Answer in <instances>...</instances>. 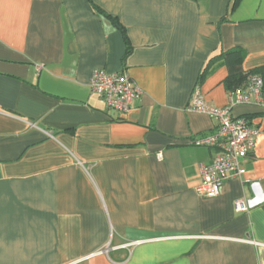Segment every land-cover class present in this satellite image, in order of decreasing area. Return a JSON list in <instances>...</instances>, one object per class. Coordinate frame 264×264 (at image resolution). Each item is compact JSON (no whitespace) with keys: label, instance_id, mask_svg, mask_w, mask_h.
<instances>
[{"label":"crops","instance_id":"crops-1","mask_svg":"<svg viewBox=\"0 0 264 264\" xmlns=\"http://www.w3.org/2000/svg\"><path fill=\"white\" fill-rule=\"evenodd\" d=\"M240 57L264 71V0H0V264H264L262 108L233 109L258 130L246 173L195 191L218 120L192 92L226 106ZM96 69L142 90L127 113Z\"/></svg>","mask_w":264,"mask_h":264},{"label":"built area","instance_id":"built-area-1","mask_svg":"<svg viewBox=\"0 0 264 264\" xmlns=\"http://www.w3.org/2000/svg\"><path fill=\"white\" fill-rule=\"evenodd\" d=\"M89 87L93 93L104 99L109 108L119 113H127L142 94V90L125 71L108 72L104 69H96L92 72ZM239 104L255 105L264 110L262 74H250L244 86L229 90L228 103L224 107H216L208 103L199 86H196L192 92L187 109L207 114L218 120L216 131L196 136L191 140L195 146L215 149L212 162L201 165L202 178L195 191L202 196H218L228 179L242 177L246 173L245 161L254 150L258 130L245 117L233 115L234 107ZM252 205L251 201L246 199H238L234 202L237 212H247Z\"/></svg>","mask_w":264,"mask_h":264},{"label":"trees","instance_id":"trees-1","mask_svg":"<svg viewBox=\"0 0 264 264\" xmlns=\"http://www.w3.org/2000/svg\"><path fill=\"white\" fill-rule=\"evenodd\" d=\"M109 18L112 20V22L114 23L116 27L123 29V26L120 24V22L116 18H113L110 16ZM232 52H243V51L240 49H235ZM240 65H241V57L239 58L238 62H235L232 65H230V75L228 79L226 80V84L229 89L239 86L243 81H245L246 83L248 76L250 74L259 73L264 76V71L261 69H254V70H251L250 72L249 71L242 72ZM245 118L248 119L247 117Z\"/></svg>","mask_w":264,"mask_h":264}]
</instances>
